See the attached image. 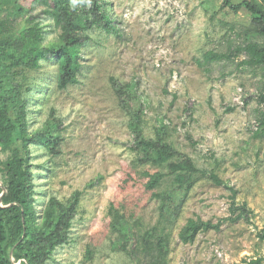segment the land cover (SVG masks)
Masks as SVG:
<instances>
[{
  "label": "rangeland",
  "instance_id": "374dc122",
  "mask_svg": "<svg viewBox=\"0 0 264 264\" xmlns=\"http://www.w3.org/2000/svg\"><path fill=\"white\" fill-rule=\"evenodd\" d=\"M20 2L34 9L20 20L23 28L30 15L45 6L35 0ZM104 2L119 32H89L78 84L58 88L54 59L26 73L31 130L42 127L52 111L64 127L58 155L42 145L31 146L37 210L41 213L51 197L66 201L83 191L69 243L57 248L48 264H135L128 254L112 248L117 237L110 226L112 204L139 220L141 232L158 224L159 202L145 188V173L167 170L141 165L130 149V116L111 78L122 85L134 83L149 101L144 115L147 136H154L157 120L163 119L168 142L199 169L214 171L234 186L240 204L247 203L252 211L251 223L228 222L219 232L182 243L179 233L188 219L217 222L230 215V191L198 180L170 228L169 264H248L257 259L264 264V243L257 237L264 227V133L255 136L264 113V70L241 65L244 55L212 64L204 59L208 51L228 53L243 43L251 14L222 9L224 0ZM41 23L46 43L60 34L51 17L43 16Z\"/></svg>",
  "mask_w": 264,
  "mask_h": 264
},
{
  "label": "trees",
  "instance_id": "16d2710c",
  "mask_svg": "<svg viewBox=\"0 0 264 264\" xmlns=\"http://www.w3.org/2000/svg\"><path fill=\"white\" fill-rule=\"evenodd\" d=\"M43 10L31 14L25 27L20 20L29 10L20 0H0V264H48L57 248L69 243L83 191H75L66 201L51 197L41 213L36 207L31 146L39 144L52 155L61 152L63 123L52 111L47 121L31 130L30 91L26 73L41 68L43 61L56 60L59 66L58 88L68 89L79 82L82 48L91 40L89 32L101 29L118 33L117 23L106 9L104 0H35ZM238 13L245 9L252 20L243 31L245 40L228 53L208 51L206 64L234 61L244 55L241 65L264 70V0H224L222 9ZM49 16L60 34L46 43L41 18ZM120 105L129 116L133 139L130 149L141 165L163 166L167 172H147L146 190L159 202L158 224L141 232L139 220H133L115 204L110 207V226L117 234L112 248L128 254L135 264H169L170 228L181 214L190 192L200 179H206L230 191V215L217 222L190 218L181 229L184 244L195 242L199 234L216 231L228 222L251 223L252 211L240 204L238 190L214 171L199 169L195 161L168 142V126L157 120L153 137L146 135L144 115L149 101L137 92L134 83L122 85L111 78ZM264 102V94H261ZM190 111V110H188ZM187 111V112H188ZM264 133V113L255 133ZM188 139L191 140L190 134ZM264 243V227L257 233ZM88 251V257H91ZM257 259L248 264H261Z\"/></svg>",
  "mask_w": 264,
  "mask_h": 264
}]
</instances>
